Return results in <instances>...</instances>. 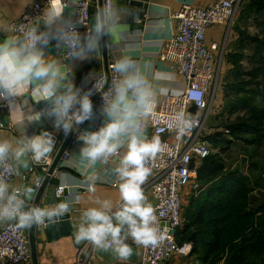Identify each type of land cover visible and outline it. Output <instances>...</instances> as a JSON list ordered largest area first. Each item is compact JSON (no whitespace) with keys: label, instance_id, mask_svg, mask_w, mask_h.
Masks as SVG:
<instances>
[{"label":"clouds","instance_id":"1","mask_svg":"<svg viewBox=\"0 0 264 264\" xmlns=\"http://www.w3.org/2000/svg\"><path fill=\"white\" fill-rule=\"evenodd\" d=\"M70 2L57 0L58 6L54 8L49 0L40 22L26 25L18 37L0 42V100L10 105L19 89L33 84L42 86L48 105L46 113L65 136L76 126L93 120V89L97 91L103 85L96 83L92 89L82 91L69 78L72 66L50 57L48 50L54 46L72 62L91 60L102 52L105 38L126 12L118 0H105L93 26L81 32V21L68 11ZM112 70L115 79L102 98L106 121L98 130L80 135L83 146L79 152L93 165L119 158L114 168L119 202L96 199V206L82 212L75 239L126 261L133 255V248L127 243L129 238L144 247H156L167 239L157 210L148 202L143 187L152 173L150 163L166 147L159 136L149 139L144 131L147 118L164 90L151 76L148 65L130 55H121ZM196 99L202 103L199 97ZM174 122L181 136L190 133L198 123L183 112L176 114ZM54 147L55 139L47 131L31 137L24 132L15 143L0 138V172L5 174L0 176V222L13 221L22 229L36 225L48 227L60 223L70 211L67 201L48 207L32 204L34 189L14 188L5 178L20 175L31 161L46 158ZM100 179L96 174L87 178L85 183L90 193L96 191Z\"/></svg>","mask_w":264,"mask_h":264},{"label":"built area","instance_id":"2","mask_svg":"<svg viewBox=\"0 0 264 264\" xmlns=\"http://www.w3.org/2000/svg\"><path fill=\"white\" fill-rule=\"evenodd\" d=\"M244 0H217L207 7H196L183 5L171 14L175 20V33L165 40L157 54L159 62H166L168 69L181 78L183 88L179 94L165 96L157 100L156 107L147 118L145 134L149 139L159 136L166 146L164 151L157 155L156 159L150 163L152 173L148 177L147 185L154 199V208L160 221L161 230L167 233V239L156 247H144L137 245L129 238L127 243H133L140 249L139 264H164L170 261L175 255L187 256L190 253L191 245H179L175 239L176 230L181 225L182 195L186 188L192 189L197 186V167L202 160L212 154L213 144L207 139L205 125L208 115L211 112L215 94L218 86L219 64L214 59V52L217 50L216 44L206 45V30L214 25H226L231 27L237 11ZM54 0L52 6L54 7ZM105 0H102V7ZM49 5V0H40L28 5L20 18L9 24L11 39L18 37L20 30L26 25L40 22ZM55 8V7H54ZM96 0H74L73 13L81 21V32L92 27L90 21L91 11H97ZM64 60L67 57L64 53ZM114 63L108 64L109 84L105 85L103 71L97 73L82 87V91L93 88V84L102 83L95 94L91 97L94 110L102 106V98L110 91L111 84L115 79L112 70ZM196 97H199L198 102ZM16 99V97H15ZM14 99V100H15ZM194 106L197 108L196 115H191L188 109ZM6 103L0 104V108H5ZM183 112L190 115L193 120L198 121L190 133L181 136L175 129L174 117L177 113ZM76 126L72 132V137L67 149L63 152L57 167L49 176L50 180L58 177L60 169L70 158V149L78 143V138L82 134V128L87 123ZM51 133L55 139L53 151L44 159L31 161L27 171L21 179L25 186L29 185L30 176H36V180L31 184L34 190L41 185V180L36 175L39 168L44 175L53 162L62 139L54 132ZM64 134V133H63ZM0 172V176H4ZM11 184L16 176H5ZM116 186L115 183L112 184ZM87 190V186H85ZM70 188L64 184H59L55 188V197H70ZM88 191V190H87ZM89 192V191H88ZM74 204L78 205L76 199ZM45 226L36 225V234H41ZM28 228H20L15 222H0V264H28L30 263V251L28 243ZM94 247L89 246L84 253L78 251L75 264H87L94 259Z\"/></svg>","mask_w":264,"mask_h":264},{"label":"crops","instance_id":"3","mask_svg":"<svg viewBox=\"0 0 264 264\" xmlns=\"http://www.w3.org/2000/svg\"><path fill=\"white\" fill-rule=\"evenodd\" d=\"M40 0H0V42L11 39L9 24L18 20L28 5ZM142 2L145 7V14L139 18L131 14L133 10L126 8L127 0H118L119 6L126 9L121 21L112 29L107 36L109 42V62L115 61L121 55H130L141 64L148 65L151 76L157 82L158 86L164 91L158 96V100L169 95L179 94L183 88V82L180 77L168 69L166 62L162 63L157 60V54L162 43L169 39L175 33V20L171 14L178 11L183 5H192L196 7H207L217 0H137ZM74 0L69 3L68 11H73ZM57 7V3H54ZM94 11V10H93ZM141 12L142 10H134ZM97 15V11H95ZM231 32V34H230ZM206 45L216 44L217 50L214 52V59L219 64L218 82L222 78L224 67L230 66L225 55L234 52L236 36L232 26L214 25L206 30ZM50 57L55 56L61 59L67 66H72V79L74 85L82 88L92 79L94 75L103 71L101 54L98 53L91 60L72 62L64 60V52L57 51L55 47L48 50ZM217 91V90H216ZM46 93L42 86L33 84L25 86L17 92L16 99L9 105L6 101L0 100V104L6 103L5 108H0V138H7L13 143L18 138H22L23 133L29 137L38 135L44 131L54 132L63 141L65 135L62 129L58 130L54 126V120L49 118L46 109L47 102L44 100ZM102 106L94 110V118L88 121L82 128L85 131H96L106 121L102 112ZM24 126V127H23ZM82 141L78 138L77 145L70 149V158L62 166L57 178L51 179L47 185L42 202L43 207L52 206L61 201H67L70 205V211L66 214L68 218L64 221L69 224L70 231L66 234L56 231V229L47 234L37 235L40 239L37 243L38 264H75L78 251L83 253L87 251L88 242L77 243L75 239L76 231L81 220L82 212L96 206V199H111L114 203L119 202V192L117 186L118 180L114 175V168L119 163L118 157H113L107 163L97 162L91 164L84 159L79 152L82 147ZM26 168L21 170L20 175L16 176L11 183L14 188L28 189L37 178L30 176L29 185L25 186L21 179L25 174ZM93 174L99 175L101 179L96 183V191L90 193L85 190L87 178ZM63 178V179H62ZM148 181V180H147ZM59 184H64L70 188V197H55V188ZM144 192L148 202L154 204V199L150 193V188L145 183ZM79 204H74L75 200ZM66 232V231H65ZM133 248V255L129 260L121 261L108 251H103L94 247V259L87 264H139L140 249L133 243H129ZM164 264H201L197 255L190 254L187 256L175 255L170 261Z\"/></svg>","mask_w":264,"mask_h":264},{"label":"trees","instance_id":"4","mask_svg":"<svg viewBox=\"0 0 264 264\" xmlns=\"http://www.w3.org/2000/svg\"><path fill=\"white\" fill-rule=\"evenodd\" d=\"M239 9L256 32L232 25L235 49L225 55L235 68V82L227 80L236 93L230 107L244 114L224 128L234 139L258 147L264 142V106L253 101H264V0H244ZM244 51L250 54L244 56ZM242 60L248 68L241 66ZM216 136L220 134L207 136L213 147L229 143ZM196 171L197 189L182 206L177 243L190 244L189 255H197L201 264H264V193L253 208L255 184L238 170H227L218 153L202 160Z\"/></svg>","mask_w":264,"mask_h":264},{"label":"rangeland","instance_id":"5","mask_svg":"<svg viewBox=\"0 0 264 264\" xmlns=\"http://www.w3.org/2000/svg\"><path fill=\"white\" fill-rule=\"evenodd\" d=\"M236 25L251 35L256 32L252 27V20L247 18L245 14H242L240 9L237 11L234 18L233 26ZM243 54L247 56L250 53L249 51H244ZM240 64L243 68L249 67L246 60H242ZM234 71L235 68L231 67V65L227 68L224 67L223 75L226 74L227 77L225 83L222 78H220L221 80L218 82L213 106L205 125V131L207 136L220 134V136L215 137L217 140L225 139L229 141L224 147L222 145H220L219 148L214 146L212 154L218 153L219 158L223 161L227 170H238L243 175L248 176L251 182L255 184L254 190L251 193L253 208H255L259 204L264 193V142L262 145L254 147L242 140L234 139L229 136L224 128V126L244 114L242 110H233L230 107V103L236 97V93L231 89L230 85H228L230 81L235 82ZM238 96H240V94ZM253 103L257 106H264V101H253ZM196 189L197 186L192 189L186 188L184 190L182 195L183 207L187 204L189 197L195 193Z\"/></svg>","mask_w":264,"mask_h":264},{"label":"water","instance_id":"6","mask_svg":"<svg viewBox=\"0 0 264 264\" xmlns=\"http://www.w3.org/2000/svg\"><path fill=\"white\" fill-rule=\"evenodd\" d=\"M96 2H97V7H98L97 8V15H98L100 9L102 8V0H96ZM126 8L128 10H133L131 14L137 15L139 18H142V16L145 14L144 4L142 2L137 1V0H127ZM134 10H142V11L136 12ZM90 15H91L90 21H91L92 26H93L95 18L97 17V15L95 14V11H91ZM108 44H109L108 37H106L105 41H104L103 50H102V52H100L103 73L105 76V85H104L102 91H104L108 87V84H109V74H108V64H109V47L108 46L109 45ZM188 112L191 115H196L197 108L194 106H191L188 109ZM72 132L69 135L64 137L58 151L55 154V157H54L53 162H52V164H51V166L47 172V175H44V173L41 172V170L39 168L36 170V175H37L38 179L41 180V185L37 190H34V192L32 193V199H31L32 204L39 206V207H43L44 203L42 202V198H43L45 189L50 182V178L48 175H50L52 173V171L57 167L63 152L67 149V147L69 145V142H70L71 137H72ZM28 166H29V164H28ZM28 166H27V168H28ZM27 168H26V171H27ZM28 189H34V188L32 187V185H29ZM67 218H68V215H65L63 220L60 223L50 225L48 227H44L43 234L46 236V238L48 237L47 234L50 233V231L52 229H53L52 232L56 229V231H60V233H62V234H66L68 231H70L69 224L64 221ZM27 233H28V243H29V251H30V264H38L37 243H38V241H40V239L37 238L35 226L28 228Z\"/></svg>","mask_w":264,"mask_h":264},{"label":"snow or ice","instance_id":"7","mask_svg":"<svg viewBox=\"0 0 264 264\" xmlns=\"http://www.w3.org/2000/svg\"><path fill=\"white\" fill-rule=\"evenodd\" d=\"M54 2H56V0H54Z\"/></svg>","mask_w":264,"mask_h":264}]
</instances>
